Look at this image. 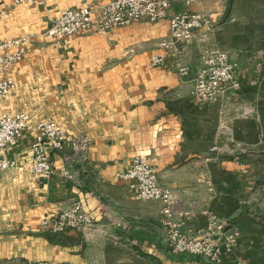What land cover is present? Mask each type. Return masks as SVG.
<instances>
[{
	"label": "crops",
	"instance_id": "obj_1",
	"mask_svg": "<svg viewBox=\"0 0 264 264\" xmlns=\"http://www.w3.org/2000/svg\"><path fill=\"white\" fill-rule=\"evenodd\" d=\"M108 1L42 0L14 5L13 0H0V39L29 38L24 59L11 69L15 87L0 103V114L27 112L32 126L16 146L2 152V158L14 160L15 166L0 168V227L16 233L0 234V264L63 260L68 249L51 245L46 237L56 234L41 229L39 222L76 199L91 216L92 228L116 229L114 223L120 222L128 235L136 228L132 218H139L140 229L149 219H159L160 202L135 200L127 184L115 178L137 155L156 167L159 184L171 189L183 211L192 212L189 200L196 203L192 195L201 187L191 181L196 175L189 172L188 153L183 149L188 138L180 116L186 110L181 103L189 95L193 76L189 69L181 75L176 65L185 67L180 60L183 48L201 43V34L179 45L181 54L168 58L167 67L155 68L149 67V58L168 36L165 20H139L103 34L79 32L55 39L42 35L60 11L83 5L94 8ZM208 6L197 0L189 10L204 12ZM183 9L179 2L173 6V11ZM46 117L53 118L66 137L64 149L51 153L49 161L55 168L66 165L75 170V182L57 176L44 181L30 172L34 126ZM79 136L89 139L84 157L73 155L69 147ZM192 221L186 229L195 235L198 227Z\"/></svg>",
	"mask_w": 264,
	"mask_h": 264
},
{
	"label": "rangeland",
	"instance_id": "obj_2",
	"mask_svg": "<svg viewBox=\"0 0 264 264\" xmlns=\"http://www.w3.org/2000/svg\"><path fill=\"white\" fill-rule=\"evenodd\" d=\"M199 1L209 5L199 13L211 18L212 28L201 35V43L183 48L181 63L194 78L201 55L218 48L236 63L240 89L226 91L213 104L189 95L181 103L188 138L183 149L188 153L189 172L196 175L191 181L201 187L192 195L196 203L189 200L192 212H188L198 227L195 231L211 227L219 244L237 232L232 252L219 264H264V0ZM172 196L176 208L183 210L177 196ZM132 219L136 228L128 235V229L115 222L116 229L99 226L85 233L47 236L51 245L68 249L62 262L53 263L213 264L171 253L160 218L149 219L145 229L139 228V218ZM2 233L16 232L0 227Z\"/></svg>",
	"mask_w": 264,
	"mask_h": 264
},
{
	"label": "built area",
	"instance_id": "obj_3",
	"mask_svg": "<svg viewBox=\"0 0 264 264\" xmlns=\"http://www.w3.org/2000/svg\"><path fill=\"white\" fill-rule=\"evenodd\" d=\"M42 0H13L14 5H35ZM197 0H110L97 7L83 5L60 11L58 16L43 32V36L52 39L69 37L79 32L94 31L103 34L113 28L128 26L139 20L155 23L167 21L168 36L159 42L160 51L151 55L149 67H167L168 58L176 59L181 54L179 45L191 42L197 33L204 34L211 30L212 20L203 13L191 12L189 8ZM179 2L183 10L173 11L175 3ZM28 37L0 39V103L4 102L13 91L15 84L11 69L20 63L26 55ZM181 75L187 74L185 67L176 65ZM237 65L228 53L213 48L200 57V63L195 71L189 96L197 102L213 104L226 91L236 92L240 89L237 79ZM30 118L27 112L0 114V168H13L15 161L2 158V152L17 145L22 136L31 130ZM34 135L29 149L31 154L30 172L44 181L54 176L64 181L75 182L77 172L66 165L53 167L49 156L53 152L62 151L66 137L61 126L50 117L43 118L35 126ZM89 139L75 137L70 141L73 155L84 157ZM70 156L64 157L68 161ZM115 178L127 184L133 191V197L138 201H158L160 223L164 230L166 245L171 253L189 254L200 257L213 264L222 262L225 255L232 252L237 232H231L224 237L222 244L215 239L216 234L211 227L205 231L199 229L195 235L184 228L191 218L187 211L178 210L171 191L158 182L157 169L145 157L137 155L131 159L130 165L124 171L115 174ZM212 219L214 217H211ZM93 221L83 208L82 201L73 200L70 205L61 209L53 217H43L39 227L52 234L68 232L85 233L91 231ZM21 264H61L48 261H23ZM240 264V263H238Z\"/></svg>",
	"mask_w": 264,
	"mask_h": 264
}]
</instances>
